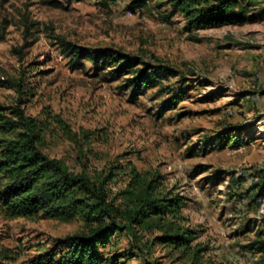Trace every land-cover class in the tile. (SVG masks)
Masks as SVG:
<instances>
[{"label": "rangeland", "instance_id": "obj_1", "mask_svg": "<svg viewBox=\"0 0 264 264\" xmlns=\"http://www.w3.org/2000/svg\"><path fill=\"white\" fill-rule=\"evenodd\" d=\"M59 1L63 6L0 0V115L12 116L17 105L27 115H52L45 152L91 177L116 172L112 195L126 186L133 166L159 173V189L183 197L182 225L197 235L192 245L206 249L199 264H264L255 242L264 239V191L255 187L264 171L261 6L241 24L187 29L168 0L135 7V0ZM56 35L159 59L183 76L134 98L121 79L90 61L72 70ZM85 228L81 217L10 219L0 212V255L25 264L50 250L63 253L58 239ZM138 234L143 253L124 231L107 243L105 255H118L116 264H193L181 249L155 243L160 230L139 227Z\"/></svg>", "mask_w": 264, "mask_h": 264}, {"label": "trees", "instance_id": "obj_2", "mask_svg": "<svg viewBox=\"0 0 264 264\" xmlns=\"http://www.w3.org/2000/svg\"><path fill=\"white\" fill-rule=\"evenodd\" d=\"M46 4L61 7L59 0H44ZM172 8L186 18V28L205 29L225 24H241L253 16L254 10L264 0H168ZM104 4H107L106 2ZM146 4L135 0L133 7ZM61 52L68 57L72 70H85L90 61L96 71H104L112 80H122L121 88L131 90L137 98L144 89L162 86L174 77H182L183 71L144 55H134L122 49L106 46L89 48L54 36ZM21 86V80H10ZM176 101L170 102L169 109ZM166 109V108H165ZM12 116L0 115V212L6 218H44L71 221L81 217L86 228L58 239L62 252L48 251L25 264H116L118 255L106 256L104 249L116 233L127 231L132 241L141 239L138 228L158 229L155 243L181 249L192 257L193 264L203 258L204 247L192 245L196 231L182 225L183 197L159 189L162 176L159 173H142L131 167L126 186L111 194L109 182L117 174L110 172L91 177L85 169L76 171L62 159L45 152L47 134L56 120L27 115L17 105ZM64 129H69L64 125ZM233 183H245L246 178L232 177ZM255 187L264 191V171ZM259 234L262 232L260 229ZM260 251H264V239H256ZM132 254V253H131ZM131 256V255H130ZM8 255H0V264Z\"/></svg>", "mask_w": 264, "mask_h": 264}]
</instances>
